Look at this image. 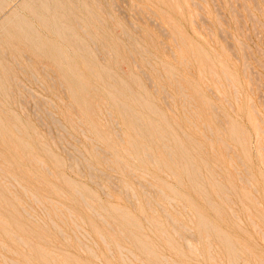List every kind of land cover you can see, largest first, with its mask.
Here are the masks:
<instances>
[{
  "label": "rangeland",
  "instance_id": "obj_1",
  "mask_svg": "<svg viewBox=\"0 0 264 264\" xmlns=\"http://www.w3.org/2000/svg\"><path fill=\"white\" fill-rule=\"evenodd\" d=\"M59 1L67 37L0 0V264H264V0Z\"/></svg>",
  "mask_w": 264,
  "mask_h": 264
},
{
  "label": "bare ground",
  "instance_id": "obj_2",
  "mask_svg": "<svg viewBox=\"0 0 264 264\" xmlns=\"http://www.w3.org/2000/svg\"><path fill=\"white\" fill-rule=\"evenodd\" d=\"M52 1H54V2L56 3V5L59 4V6H57V8L62 9L63 12L61 11V12H59V13H56L54 16L51 15V14H49V8L47 7V5H46L45 3H43V2L41 3L39 0H24L23 5L21 4L24 8H23L22 6H20L21 8H19V9H20V10H21L22 8H23V10L25 9L24 12H25L26 10H29L28 13H29V12L34 13V16H35L37 19H39V20L42 22V24L45 25L47 28H50V29H51V27H53V29H52L53 33L57 34L59 37H61V36H66V37H67V36L70 35V32H69L68 28L65 27V23H61V21L63 20V19H62L63 17L67 16V15H66L67 13L69 14V12H67V13L65 14V11H67L69 8L66 9V8H67V6H66V8H65L66 10H65V9H63V7H61L60 1H59V3H58V0H52ZM77 1H78V0H76L75 3H76V5L78 6V2H77ZM89 1H90V0H89ZM192 1H194V0H192ZM67 2H68V1H67ZM71 2H72V1H71ZM72 3H74V2H72ZM75 3H74V5H75ZM87 3H88V2H87ZM196 3H197V2H196ZM90 4H91V3H90ZM197 4L200 6V9H201V5H200L199 3H197ZM18 5H19V4H18ZM76 5L74 6L75 8L77 7ZM97 5H98V4H97ZM80 6H81V4H80ZM18 7H19V6H18ZM64 7H65V6H64ZM13 8H14V7H13ZM11 9H12V8H11ZM78 9H79V8H78ZM78 9H77V10H78ZM12 10H13V9H12ZM23 10H22V11H23ZM79 10H80V9H79ZM79 10H78V11H79ZM82 10H83V9H82ZM14 11H15V9H14ZM80 11H81V10H80ZM83 11H84V10H83ZM87 11H89V10H87ZM9 12H10V11H9ZM20 12H21V11H20ZM74 12H75V11H74ZM21 13H22V12H21ZM21 13L19 14L18 11H16V13L13 12L11 15L6 16L7 18L5 17V18H6V19H4V20H5V23H4L3 21L1 22V20H0V23H2V24H1L2 27H3V25H4L5 27H6V25H10L11 27H12V26H15V27L17 28V33H18V34H20V35L22 34V35H24L25 37L29 38V37H31V35H34V30H33V28H32L33 25L30 24V23L28 22L27 17H26V16H23ZM28 13H27V14H28ZM70 13H71V12H70ZM76 13H77V11H76ZM80 13H82V12H80ZM89 13H90V12H89ZM89 13H86V14L89 15ZM92 13H94V12H92ZM92 13H91V14H92ZM8 14H9V13H8ZM24 14H25V13H24ZM198 14H199V13H198ZM6 15H7V14H6ZM77 15H79V14H77ZM81 15H82V14H80V17H81ZM28 16H29V14H28ZM69 16H70V15H69ZM82 16H83V15H82ZM3 17H4V16H3ZM29 17H30V16H29ZM31 17L34 18V17L32 16V14H31ZM73 17H74V15H73ZM83 17H84V16H83ZM83 17H82V19H83ZM94 17H95V14H94ZM94 17H93V18H94ZM192 17H193V16H192ZM32 18H30V19H31V20H34V22H35V18H34V19H32ZM68 18H69V17H68ZM77 18H78V16H77ZM84 18H85V17H84ZM90 18H91V17H90ZM96 18H97V15H96ZM66 19H67V17H66ZM39 20H38V21H39ZM78 20H79V19H76V21H78ZM92 20H93V19H92ZM96 20H98V18H97ZM51 21H52V22H51ZM68 21H69V20H68ZM68 21H67V22H68ZM100 21H101V20H100ZM36 22H37V21H36ZM78 22H79V21H78ZM84 22H85V21H84ZM86 22H87V20H86ZM86 22H85V23H86ZM194 22H195V21H194ZM37 23H38V22H37ZM51 23H54V25L51 26ZM81 23H82V22H81ZM81 23H80V25L83 24V23H82V24H81ZM101 23H103V22H101ZM76 24H77V23H76ZM36 25H37V24H36ZM39 26H40V25H39ZM82 26H83V25H82ZM36 27H37V26H36ZM79 27H81V26H79ZM84 27H86V25H84ZM87 27H88V26H87ZM87 27H86V29H87ZM38 28H39V27H38ZM40 29L42 30L41 27H40ZM82 29H83V28H82ZM89 29H90V28H89ZM47 30H48V29H47ZM92 30H94V29H92ZM164 30H165V29H164ZM199 30H200V28H199ZM0 31H1V28H0ZM3 31H4V28H3ZM42 31H43V30H42ZM45 31H46V30H45ZM83 31L85 32V30H83ZM4 32H5V31H4ZM15 32H16V30H15ZM43 32H44V31H43ZM86 32H87V31H86ZM86 32H85V33H86ZM90 33H91V32H89V36H90ZM14 34H15V33H14ZM37 34H38V33H37ZM46 34H47V31H46ZM55 34H54V35H55ZM87 34H88V33H87ZM176 34H177V33H176ZM8 35H10V34H8ZM47 35H48V37H49V32H48ZM51 35H53V34H51ZM43 36H44V35H43ZM55 36H56V35H55ZM55 36H54V37H55ZM11 37H12V36H11ZM36 37H37V36H36ZM40 37H42V36H40ZM45 37H46V36H45ZM45 37H43V39H44ZM52 37H53V36H52ZM52 37H51V38H52ZM175 37H176V36H175ZM181 37H182V36H181ZM16 38H17V37H16ZM32 38H34V36H33ZM46 38H47V37H46ZM46 38H45V39H46ZM68 38H69V37H68ZM178 38H179V37H178ZM178 38H177V39H178ZM49 39H50V38H49ZM177 39L175 38V40H177ZM180 39H181V38H180ZM184 39H185V38H184ZM16 40H18V39H16ZM38 40H40V39H38ZM51 40H52V39H51ZM91 40H92V39H91ZM4 41H5V39H4ZM13 41H15V40H13ZM47 41H48V39H47ZM47 41H46V43H45L46 45H47ZM55 41H57V39H55ZM61 41H63V40H61ZM182 41H183V40H182ZM185 41H186V40H185ZM15 42H16V41H15ZM15 42H13V43H15ZM44 42H45V41H44ZM48 42H49V41H48ZM51 42H52V41H51ZM51 42H50V43H51ZM58 42L60 43V40H59V39H58ZM58 42H57V43H58ZM63 42H64V41H63ZM92 42H93V41H92ZM1 43H2V42H1ZM16 43L18 44V41H17ZM20 43H21V41H20ZM20 43H19V44H20ZM35 43H36V42H35ZM59 43H58V45H60ZM71 43H72V42H71ZM95 43H96V41H95ZM21 44H22V43H21ZM45 44H44V45H45ZM66 44H67V43H66ZM72 44H73V43H72ZM76 44H77V43H76ZM177 44H178V43H177ZM2 45H3V43H2ZM2 45H1V47H2ZM9 45H10V44H9ZM53 45H54V44H53ZM53 45H51V46H52V47H54V46H55V47H59V46H56V45L53 46ZM63 45H64V44H63ZM78 45H79V43H78ZM80 45H81V44H80ZM80 45H79V46H80ZM82 45H83V47H85L84 44H82ZM3 46H4V45H3ZM66 46H67V45H66ZM69 46H70V45H69ZM73 46H74V45H73ZM178 46H179V45H178ZM13 47H17V46L15 45V46H13ZM18 47H19V46H18ZM52 47H50L51 50H52ZM76 47H77V46H76ZM76 47H75V48H76ZM80 47H81V46H80ZM83 47H82V48H83ZM5 48H6V47H5ZM5 48H4V49H5ZM11 48H12V47H11ZM26 48H28V47H26ZM64 48H65V47H64ZM67 48H68V46H67ZM67 48H65V49L61 48V49H62V50H66ZM78 48H79V47H78ZM6 49H8V47H7ZM55 49H56V48H55ZM70 49H71V48H70ZM70 49H69V50H70ZM76 49H77V48H76ZM2 50H3V49H2ZM41 50H42V49H41ZM57 50H58V48L56 49V51H57ZM59 50H60V48H59ZM69 50H67V51H68V54L70 53L69 56H74V54H76V52H79V51H76V52L73 51L74 54L71 55V52H69ZM72 50H73V49H72ZM72 50H71V51H72ZM84 50H85V49H84ZM129 50H130V49H129ZM0 51H1V50H0ZM8 51H9V50H8ZM18 51H19V50H18ZM52 51L55 52L54 49H53ZM80 51H81V49H80ZM9 52H10V51H9ZM11 52H12V51H11ZM59 52H60V51H59ZM59 52H57V53H59ZM65 52H66V51H65ZM0 53H1V52H0ZM6 53H7V52H6ZM60 53H61V52H60ZM60 53H59V54H60ZM63 53H64V51H63ZM63 53H62V54H63ZM80 53H81V52H80ZM130 53H131V52H130ZM7 54H8V53H7ZM203 54H204V53H203ZM63 55H64V54H63ZM66 55H67V54H66ZM77 55H78V57H79L80 54L78 53V54H76L75 56H77ZM82 55H83V56H82ZM82 55H81V56L84 57V54H82ZM85 55H87V54H85ZM109 55H110V53H109ZM201 55H202V54H201ZM205 55H206V54H205ZM0 56H1V55H0ZM4 56H5V55H4ZM7 56H8V55H7ZM12 56H13V55H12ZM67 56H68V55H67ZM75 56H74V57H75ZM132 56H133V55H132ZM173 56H174V54H173ZM1 57H3V56H1ZM13 57H14V56H13ZM27 57H28V56H27ZM61 57H63V56L61 55ZM78 57H76V58H78ZM87 57H89V56H87ZM4 58H5V57H4ZM14 58H15V57H14ZM64 58H65V57H64ZM68 58H69V57H68ZM80 58H81V57H80ZM90 58H91V56L89 57V59H90ZM111 58H112V57H111ZM209 58H210V57H209ZM16 59H17V58H16ZM54 59H56V58H54ZM73 59H74V58H73ZM78 59H79V58H78ZM78 59H77V60H78ZM85 59H86V58H85ZM92 59H93V58H92ZM184 59H185V61H186L187 58H184ZM2 60H3V59H2ZM60 60H61V59H60ZM67 60H68V59H67ZM75 60H76V59H75ZM83 60H84V59H83ZM16 61H17V60H16ZM62 61H63V60H62ZM62 61H61V62H62ZM71 61H72V59H71ZM71 61H70V63H71ZM78 61H79V60H78ZM134 61H135V60H134ZM203 61L206 62V60H203ZM55 62H56V61H55ZM186 62H187V61H186ZM0 63H1V62H0ZM84 63H85V61H84ZM134 63H135V62H134ZM18 64L20 65L19 62H18ZM59 64H60V63H59ZM62 64L64 65L63 62H62ZM65 64H66V63H65ZM78 64H79V63H78ZM80 64H81V66H83V65H82L83 63H80ZM89 64H92V62H91V63L89 62ZM148 64H149V62H148ZM155 64H156V63H155ZM203 64H204V63H203ZM4 65H5V64H4ZM66 66H67V64L65 65V67H66ZM73 66H74V65H73ZM88 66H89V65H88ZM92 66H93V65H92ZM137 66H138V65H137ZM151 66H152V65H151ZM6 68H7V65H6ZM65 69H68V68H65ZM139 69H140V67H139ZM206 69H207V67H206ZM75 70H76V69H75ZM200 70H202V69H200ZM1 71H2V69L0 70V72H1ZM67 71H69V70H67ZM91 71L93 72V69H92ZM143 71H144V70H143ZM158 71H159V70H158ZM205 71H206V70H205ZM213 71H215V70H213ZM5 72L7 73V71H5ZM69 72H71V71H69ZM87 72L89 73V71H87ZM95 72H98V71H95ZM144 72H145V71H144ZM215 72H216V71H215ZM1 73H2V72H1ZM3 73H4V71H3ZM3 73H2V75H3ZM80 73H81V72H80ZM8 74H9V73H8ZM69 74H70V73H69ZM77 74H78V72H76V75H77ZM82 74H83V73H82ZM99 74L102 75V73H100V71H99ZM63 75H64V74H63ZM71 75H72V73H71ZM88 75H89V77H90L91 74L89 73V74H87V76H88ZM93 75L96 76L95 74H93ZM106 75H107V73H106ZM106 75H103V76H106ZM161 75H162V74H161ZM206 75H207V74H206ZM5 76H6V75H5ZM5 76H4V78H7L8 75H7L6 77H5ZM77 76H78V75H77ZM91 76H92V75H91ZM94 76H93V77H94ZM109 76L111 77V75H109ZM109 76H108L107 78H109ZM2 77H3V76H2ZM9 77H10V76H9ZM98 77H99V76H98ZM98 77H97V78L94 77V78H92V79L95 80V78H96L97 81L101 82L100 80H98ZM148 77H149V76H148ZM201 77H202V76H201ZM215 77H216V76H215ZM72 78H73V76H72ZM79 78H80V77H79ZM100 78H101V77H100ZM105 78H106V77H105ZM111 78H112V77H111ZM11 79H12V78H11ZM74 79H75V78H74ZM89 79H90V78H89ZM113 79H114V78H113ZM146 79H147V78H146ZM149 79H150V78H149ZM202 79H203V78H202ZM1 80H3V79H1ZM6 80H8V78H7ZM82 80H83V78H82ZM109 80H110V79H109ZM114 80H115V79H114ZM227 80H228V79H227ZM3 81H4V80H3ZM70 81H71V80H70ZM80 81H81V80H80ZM86 81H87V80H86ZM97 81H96V82H97ZM217 81L219 82V80H217ZM228 81H229V80H228ZM0 82H1V81H0ZM78 82H79V80H78ZM87 82H88V81H87ZM92 82H93V80H92ZM5 83H6V82H5ZM73 83L76 84L75 80L73 81ZM93 83H95V82H93ZM219 83H220V82H219ZM2 84H3V83H1L0 85H2ZM6 84H7V83H6ZM6 84H5V85H6ZM82 84H83V82H82ZM90 84H91V83H90ZM99 84H101V83H99ZM5 85H3V86H5ZM78 85H79V84H78ZM84 85H85V84H84ZM86 85H87V84H86ZM92 85H93V84H92ZM94 85H96V84H94ZM97 85H98V84H97ZM102 85H103V83H102ZM233 85H234V84H233ZM3 86H2V87H3ZM79 86H80V85H79ZM76 87H77V89H79L77 85H76ZM85 87H88V85H87V86H83V88H85ZM90 87H92V86H90ZM99 87H100V85H99ZM233 87H234V89H236V88H235L236 86H233ZM0 88H1V86H0ZM4 88H5V87H4ZM6 88H7V87H6ZM6 88H5V92H6L7 89H8V88H7V89H6ZM100 88H102V87H100ZM105 88H107V87H105ZM156 88H157V87H156ZM80 89H81V88H80ZM80 89H79V92L81 91ZM89 89H90V88H89ZM102 89H104V88H102ZM157 89H158V88H157ZM85 90H86V89H84V92H85ZM104 90H105V89H104ZM112 90H113V89H112ZM236 90H237V89H236ZM88 91H90V90H88ZM113 91H114V90H113ZM156 91H157V90H156ZM156 91H155V92H156ZM86 92H87V91H86ZM0 93H2V92L0 91ZM7 93H8V92H7ZM80 93H81V92H80ZM116 93H117V92H116ZM119 93H120V92H119ZM3 94H4V93H3ZM107 94H108V93H107ZM122 94H123V93H122ZM79 95H80V94H79ZM82 95H83V93H82ZM183 95H184V94H183ZM107 96H108V95H107ZM123 96H125V95L123 94ZM184 96H185V95H184ZM185 97H186V96H185ZM108 98H109V97H108ZM119 98H120V97H119ZM127 98H128V97H127ZM186 98H187V97H186ZM130 99H131V98H130ZM135 99H136V98H135ZM108 100H109V99H108ZM122 100H123V99H122ZM110 101H111V100H110ZM118 102H119V101H118ZM127 102H128V101H127ZM189 102H190V101H189ZM134 103H135V102H133L132 105H134ZM107 104H108V103H106V105H107ZM109 104H110V103H109ZM113 104H114V103H113ZM129 104L131 105V102H130ZM137 104H138V103H137ZM139 105H140V104H139ZM132 107H133V106H132ZM140 107H141V106H140ZM113 108H114V107H113ZM169 108H170V107H169ZM215 109H216V108H215ZM109 110H114V109H109ZM115 110H118V108L115 109ZM118 111H119V110H118ZM110 113H111V112H110ZM110 113H109V114H110ZM114 113H115V112H114ZM114 113H113V114H114ZM149 113H150V112H149ZM117 114H118V113H117ZM111 115H112V113H111ZM119 115H120V114H119ZM124 115H125V113H124ZM149 115H150V114H149ZM114 116H115V115H114ZM121 116H122V113H121ZM145 116H146V115H145ZM184 116H185V115H184ZM105 117H106V116H105ZM147 117H148V116H147ZM113 118H114V117H113ZM124 118H125V117H124ZM137 118H138V117H137ZM160 118H161V117H160ZM160 118H159V119H160ZM114 119H115V118H114ZM138 119H139V118H138ZM153 119H155V118H153ZM157 120H158V119H157ZM57 121H58V120H57ZM57 121L55 120V122H57ZM80 121H81V120H80ZM84 121H85V120H84ZM115 121H116V120H115ZM138 121H139V120H138ZM146 121H148V119H147ZM158 121H159V120H158ZM161 121H162V120H161ZM85 122H86V121H85ZM107 122H108V121H107ZM83 123H84V122H83ZM116 123H117V122H116ZM129 123H130V122H129ZM140 123H141V122H140ZM140 123H139V124H140ZM163 123H164V122H163ZM60 124H61V123H60ZM160 124H161V123H160ZM86 125H87V124H86ZM126 125H127V124H126ZM149 125H150V124H149ZM0 126H1V125H0ZM59 126H60V125H59ZM117 126H118V125H117ZM144 126H145V125H144ZM155 126H156V125H155ZM195 126H196V125H195ZM3 127H5L4 124H3ZM60 127L62 128V126H60ZM145 127H146V126H145ZM164 127H165V126H164ZM166 127H168V126H166ZM166 127H165V128H166ZM17 128H18V127H16V129H17ZM165 128H164V129H165ZM210 128H211V127L209 126V129H210ZM258 128H259V126H258ZM120 129H121V128H120ZM129 129H130V128H129ZM139 129H140V128H139ZM151 129H152V127H151ZM166 129H167V128H166ZM17 130H20V129L18 128ZM127 130H128V129H127ZM140 130H141V129H140ZM144 130H146V129H144ZM153 130H154V129H153ZM259 130H260V128H259ZM259 130H258V131H259ZM1 131H2V130H1ZM3 131H4V130H3ZM36 131H37V130H36ZM66 131H67V130H66ZM93 131H94V130H93ZM128 131H129V130H128ZM147 131L150 132V130H147ZM155 131H157V129H155ZM161 131H162V129H161L159 132L161 133ZM261 131H262V130H261ZM82 132H83V131H82ZM126 132H127V131H126ZM131 132H132V130H131ZM131 132H129V133H131ZM263 132H264V131H263ZM127 133H128V132H127ZM137 133H138V132H137ZM152 133H153V132H152ZM154 133H155V132H154ZM157 133H158V131H157ZM243 133H244V132H243ZM20 134H21V133H20ZM69 134H70V133H69ZM93 134H94V133H93ZM133 134H134V133H133ZM139 134H140V133H139ZM139 134H138V135H139ZM149 134H150V133H149ZM163 134H165V132H164ZM166 134H167V133H166ZM170 134H172V133H170ZM71 135H72V134H71ZM94 135H95V134H94ZM125 135H126V134H125ZM130 135H131V134H130ZM158 135L160 136L159 133H158ZM158 135H157V136H158ZM211 135H213V133H212ZM83 136H84V134H83ZM119 136H120V135H119ZM126 136H127V135H126ZM128 136H129V135H128ZM134 136H136V135H134ZM153 136H156V135L154 134ZM165 136H166V135H165ZM8 137H9V136H8ZM10 137H12V135H11ZM10 137H9V138H10ZM74 137H75V136H74ZM120 137H121V136H120ZM17 138H18V137H17ZM43 138H44V137H43ZM65 138H66V137H65ZM126 138H127V137H126ZM135 138H136V137H135ZM135 138H134V139H135ZM156 138H157V137H156ZM160 138L162 139V137H160ZM164 138H165V137H164ZM169 138H170V135H169ZM165 139H166V138H165ZM167 139H168V138H167ZM167 139H166V141H167ZM171 139H172V137H171ZM12 140H14V138H12ZM65 140H66V139H65ZM77 140H78V139H77ZM127 140H129V139H127ZM9 141H10V140H9ZM79 141H80V140H78V142H79ZM131 141H132V140H131ZM133 141H134V140H133ZM154 141H155V140H154ZM168 141H169V143H170V140H168ZM174 141H176V140H174ZM259 141H260V140H259ZM15 142H16V141H15ZM62 142H63V141H62ZM62 142H61V143H62ZM98 142L100 143V141H97V143H98ZM138 142H139V141H138ZM142 142L145 143V141H142ZM142 142H141V143H142ZM162 142H163V139L161 140V145H160L161 147H162ZM68 143H69V142H68ZM68 143H67V144H68ZM139 143H140V142H139ZM163 143H164V142H163ZM169 143H168V144H169ZM178 143H179V141H178ZM178 143H177V144H178ZM18 144H19V143H18ZM136 144H137V143H136ZM136 144L134 143V146H135ZM157 144H158V143H157ZM159 144H160V143H159ZM159 144H158V145H159ZM164 144H165V143H164ZM224 144H227V143L224 142ZM96 145H98V144H96ZM143 145H145V144L142 143V146H143ZM165 145H166V144H165ZM180 145H181V144H180ZM10 146L13 147V145H10ZM18 146L20 147V145H18ZM128 146H129V145H128ZM156 146H157V145H156ZM163 146H164V145H163ZM228 146H229V145H228ZM74 147H75V146H74ZM74 147H73V148H74ZM98 147H99V146H98ZM136 147H139V146H136ZM136 147H135V148H136ZM165 147H166V146H164V148H165ZM229 147H230V146H229ZM124 148H127V147H124ZM166 148H167V147H166ZM178 148H179V147H178ZM65 149H66V148H65ZM75 149H76V148H75ZM138 149H140V151L143 150L141 147H140V148H137V150H138ZM146 149H147V148H146ZM168 149H174V148H170V146L168 145L167 150H168ZM230 149H231V147H230ZM125 150L128 151L129 149H128V150L125 149ZM164 150H165V149H164ZM143 151H145V150H143ZM31 152H33V151H31ZM136 152H139V151H136ZM145 152H146V151H145ZM165 152H166V150H165ZM172 152H173V151H172ZM183 152H185V148H184V151H183ZM228 152H229V151H228ZM33 153H34V152H33ZM33 153H32V154H33ZM67 153H68V152H67ZM69 153H70V151H69ZM158 153H159V152H158ZM158 153H157V156H158ZM217 153H218V152H217ZM27 154H28V153H26L25 155H27ZM128 154H129V153H128ZM147 154H148V153H147ZM169 154L171 155V153H169ZM169 154H168V155H169ZM182 154H185V153H182ZM151 155H152V154H151ZM151 155H150V153H149V156H150V157H152ZM162 155H163V154H162ZM170 155H169V156H170ZM186 155H187V153H186ZM33 156H35V154H34ZM72 156H73V155H72ZM127 156H128V155H127ZM130 156H132V155L130 154ZM145 156H146V155H145ZM145 156H143V157H145ZM147 156H148V155H147ZM166 156H167V155H166ZM25 157H26V156H25ZM25 157H24V158H25ZM150 157H149V158H150ZM154 158H155V157H154ZM167 158H168V157H167ZM171 158H172V157H170L169 159H171ZM185 158H187V157H185ZM77 159H78V158H77ZM84 159H85V157H84ZM133 159H134V157H133ZM172 159H173V158H172ZM29 160H30V159H29ZM37 160H38V159H37ZM40 160H41V159H40ZM85 160H86V159H85ZM142 160H143V159H142ZM153 160H155V159H153ZM186 160H188V159H186ZM32 161H33V160H32ZM80 161H81V160H80ZM83 161H84V160H83ZM87 161H88V160H87ZM134 161H136V160H134ZM149 161H150V160H149ZM158 161H159V160H158ZM36 162H37V161H36ZM38 162H40V161H38ZM42 162H43V161L41 160V163H42ZM76 162H77V165H78V161H76ZM154 162H155V161H154ZM10 163H11V162H10ZM33 163H35V162H33ZM41 163H40V164L38 163V164L41 165ZM43 163H44V162H43ZM68 163H69V161H68ZM147 163H148V162H147ZM150 163H151V162H150ZM155 163H156V162H155ZM22 164H23V163H22ZM82 164H83V163H82ZM36 165H37V164H36ZM43 165H44V164H43ZM43 165H42V166H43ZM71 165H72V163H71ZM126 165H127V164H126ZM143 165H144V164H143ZM152 165H153V163H152ZM159 165H160V164H159ZM68 166H69V165H68ZM89 166H90V164H89ZM127 166H128V165H127ZM127 166H126V167H127ZM161 166H162V165H161ZM8 167H9V166H8ZM78 167H79V166H78ZM78 167H77V168H78ZM129 167H130V166H129ZM70 168H72V167H70ZM90 168H91V167H90ZM90 168H89V170H90ZM127 168H128V167H127ZM131 168H132V167H130V169H131ZM47 169H48V168H47ZM78 169H79V168H78ZM92 169H93V168H92ZM131 170H132V172H133V168H132ZM134 170H135V168H134ZM136 170H137V169H136ZM136 170H135V171H136ZM12 171H13V170H12ZM48 171H49V169H48ZM135 171H134V172H135ZM168 171H169V170H168ZM169 172H170V171H169ZM143 173H144V172L141 171V174H143ZM195 173H196V171H195ZM51 174H52V172H51ZM90 174H92V173H90ZM93 174H94V173H93ZM94 175H95V174H94ZM94 175H93V177H94ZM143 175H144V174H143ZM173 175H174V174H173ZM144 176H146V175H144ZM13 177H14V176H13ZM14 178H15V177H14ZM58 180H59V179H58ZM15 181H16V180H15ZM17 182H18V181H17ZM66 182H67V181H66ZM18 183H19V182H18ZM39 183H40V182H39ZM66 184L68 185V183H66ZM219 184H220V183H219ZM11 185H12V184H11ZM18 185H19V184H18ZM149 185H150V184H149ZM73 186H74V185H73ZM73 186H72V188L74 189ZM114 186H115V185H114ZM142 186H143V185H142ZM20 187H21V185H20ZM70 187H71V186H70ZM224 188H225V187H224ZM23 189H24V188H23ZM118 189H119V188H118ZM25 190H26V189H25ZM125 190H126V188H125ZM159 190H160V189H159ZM74 191H75V190H74ZM76 191H77V189H76ZM154 191H155V190H154ZM160 191H161V190H160ZM162 191H163V190H162ZM26 192H27V191H26ZM121 192H122V191H121ZM126 192H127V191H126ZM77 193H78V192H77ZM146 193H147V192H146ZM162 193H164V191H163ZM26 194H27V193H26ZM63 194H64V193H63ZM78 194H80V195H82V196L84 195V194H81L80 191H79ZM88 194H89V193H88ZM107 194H108V193H107ZM128 195H129V194H128ZM133 195H135V193H134ZM163 195H166V194H163ZM82 196H81V198L83 199L84 196H83V197H82ZM108 196H109V195H108ZM129 196H130V195H129ZM166 196H167V195H166ZM218 196H219V195H218ZM134 197H136V195H135ZM168 197H169V196H168ZM219 197H220V196H219ZM35 198H37V197H35ZM86 198H87V196H86ZM89 198H90V197H89ZM89 198H87V199H89ZM128 198H129V197H128ZM11 199H12V198H11ZM33 199H34V198H33ZM84 199H85V198H84ZM84 199H83V201H84ZM91 199H92V198H91ZM152 199H153V198H152ZM171 199H172V198H171ZM224 199H225V198H224ZM226 199L228 200V197H227ZM14 200H15V199H14ZM29 200H30V199H29ZM35 200H37V199H35ZM39 200H40V199H39ZM39 200H38V202H39ZM168 200H170V197L168 198ZM173 200L175 201V199H172V201H173ZM221 200H222V199H221ZM19 201H20V200H19ZM19 201H18V202H19ZM52 201H53V200H52ZM85 201H86V200H85ZM85 201H84V202H85ZM88 201L90 202L91 200H88ZM137 201H138V200H137ZM36 202H37V201H36ZM155 202H156V201H155ZM170 202H171V201H170ZM91 203H93V202H91ZM156 203H157V202H156ZM209 203H210V202H209ZM40 204H41V203H40ZM170 204H171V203H170ZM210 204H211V203H210ZM1 205H2V204H1ZM41 205H42V204H41ZM61 205H62V204H61ZM85 205H87V203H85ZM88 205H90V204H88ZM88 205H87V207H88ZM153 205H154V204H153ZM43 206H44V205H43ZM95 206H96V205H95ZM159 206H160V205H159ZM44 207H45V206H44ZM57 207H58V206H57ZM30 208H31V207H30ZM64 208H65V207H64ZM153 208H154V207H153ZM19 209H20V208H19ZM66 209H67V208H66ZM90 209H92V208L90 207ZM97 209H98V208H97ZM25 210H26V209H25ZM25 210H24V211H25ZM33 210H34V209H33ZM57 210H58V209H57ZM60 210H63V208L60 209ZM68 211H69V210H68ZM92 211H94V209H93ZM26 212H27V211H26ZM43 212H44V211H43ZM46 212H47V211H46ZM58 212H60V211H58ZM58 212H57V213H58ZM61 212H62V211H61ZM95 212H99V211H94V213H95ZM190 212H191V211H190ZM27 213H28V212H27ZM62 213H63V212H62ZM119 213H120V212H119ZM178 213H179V212H178ZM28 214H30V213H28ZM47 214H48V213H47ZM72 214H73V213H72ZM95 214H96V213H95ZM95 214H94V215H95ZM98 214H99L98 218H101V217H100V215H101L102 218H103V220L105 219V218L103 217L102 213H101V214L98 213ZM98 214H97V215H98ZM36 215H37V214H36ZM57 215H58V214H57ZM28 216L31 217V215H28ZM32 217H33V215H32ZM49 217H50V215H49ZM128 217H129V216H128ZM169 217H170V216H169ZM1 218H2V217H1ZM33 218H34V217H33ZM76 218H77V217H76ZM102 218H101V219H102ZM49 219H50V218H49ZM171 219H172V218H171ZM32 220H33V219H32ZM105 220H106V222H108L107 219H105ZM105 220H104V222H105ZM109 220H110V219H109ZM0 221H1V220H0ZM41 221H42V220H41ZM51 221H52V220H51ZM60 221H61V220H60ZM76 221H77V219L75 220V222H76ZM111 221H112V220H111ZM126 221H127V220H126ZM176 221H177V219H176ZM53 222H54V221H52V223H53ZM112 222H114V221H112ZM124 222H125V221H124ZM147 222H148V221H147ZM202 222H203V221H202ZM78 223H79V222H78ZM117 223H118V222H117ZM176 223H177V222H176ZM178 223H179V222H178ZM192 223H193V222H192ZM19 224H20V223H19ZM53 224H54V223H53ZM63 224H65V223H63ZM75 224H77V222H76ZM83 224H84V223H83ZM85 224H86V223H85ZM109 224H110V223H109ZM114 224H115V222H114ZM114 224H113V225H114ZM47 225H48V224H47ZM56 225H57V224H56ZM78 225H79V224H78ZM118 225H119V224H118ZM193 225H194V224H193ZM202 225H203V224H202ZM204 225H206V224H204ZM204 225H203V226H204ZM79 226H80V225H79ZM133 226H134V225H133ZM207 226H208V225H206L205 227H207ZM4 227H5V226H4ZM57 227H58V225H57ZM110 227H111V226H110ZM8 228H9V227H8ZM54 228H55V227H54ZM137 228H138V227H137ZM184 228L186 229V227H184ZM207 228H208V230H210V229H209V228H210L209 226H208ZM24 229H25V228H24ZM51 229H52V228H51ZM79 229H80V228H79ZM173 229H175V228H173ZM202 229H203V227H202ZM60 230H61V229H60ZM60 230H59V232H60ZM83 230H84V229H83ZM119 230H120V229H119ZM122 230H123V229H122ZM160 230H161V229H160ZM204 230H206V228H205ZM61 231H63V230H61ZM100 231H101V230H100ZM114 231H115V230H114ZM123 231H124V230H123ZM156 231H157V230H156ZM173 231H175V230H173ZM186 231H188V230H186ZM189 231H190V230H189ZM6 232H8V231H6ZM35 232H36V231H35ZM35 232H34V233H35ZM63 232H64V231H63ZM63 232H61V234H64V233H65V232H64V233H63ZM74 232H75V231H74ZM115 232H116V231H115ZM184 232H185V231H184ZM207 232H208V231H207ZM10 233L12 234V232H10ZM19 233H20V232H19ZM99 233H100V232H99ZM124 233H125V232H124ZM161 233H162V232H161ZM175 233L179 234V233L177 232V230H176ZM32 234H33V231H32ZM36 234H37V232H36ZM65 234H66V233H65ZM86 234H87V233H86ZM12 235H13V234H12ZM66 235H67V234H66ZM68 235H69V234H68ZM82 235H83V234H82ZM87 235H88V234H87ZM101 235H102V234H101ZM162 235H165V233L162 234ZM192 235H193V234H191V236H192ZM208 235H209V234H208ZM63 236H64V235H63ZM88 236H89V235H88ZM123 236H125V234H124ZM223 236H224V235H223ZM16 237H17V236H15V237H13V238H16ZM34 237L37 238V235H35ZM64 237H66V236H64ZM83 237L86 238L85 236H83ZM89 237H90V236H89ZM125 237H126V236H125ZM141 237H142V236H141ZM9 238H10V236H9ZM17 238H19L20 241H21L22 243L25 242V241L23 242V240H22L21 237H17ZM17 238H16V241L19 240V239H17ZM39 238H40V237H39ZM76 238H77V237H76ZM90 238H91V237H90ZM103 238H104V237H101V239H103ZM145 238H146V237H145ZM165 238H166V237H165ZM24 239H26V238H24ZM33 239H34V238H33ZM37 239H38V238H37ZM40 239H41V238H40ZM70 239H71V238H70ZM77 239H79V238H77ZM104 239H105V238H104ZM104 239H103V240H104ZM113 239H114V238H113ZM127 239H128V238H127ZM127 239H126V240H127ZM196 239H197V238H196ZM209 239H210V237H209ZM26 240H27V239H26ZM38 240H39V239H38ZM41 240H42V239H41ZM65 240H66V239H65ZM85 240H86V239H85ZM105 240H106V239H105ZM105 240H104V241H105ZM117 240H119V239H116V243H117ZM129 240H130V239H129ZM169 240H170V239H169ZM187 240H189V239H186V241H187ZM0 241H1V237H0ZM14 241H15V240H14ZM27 241H30V240H27ZM35 241H36V239H35ZM78 241H79V240H78ZM130 241H131V240H130ZM130 241H128V242H130ZM133 241H134V240H133ZM186 241H185V243L189 242L190 240L187 241V242H186ZM226 241H227V240H226ZM2 242H3V241H2ZM17 242H18V241H17ZM62 242H63V241H62ZM106 242H107V241H106ZM119 242H120V241H119ZM141 242H142V241H141ZM208 242H209V244H211L210 241H208ZM189 243H191V242H189ZM198 243H199V242H198ZM3 244H4V242H3ZM5 244H6V243H5ZM18 244L20 245L21 243H18ZM25 244H26V243H25ZM25 244H24V245H25ZM48 244H49V243H48ZM82 244H83V243H82ZM104 244H105V243H104ZM117 244H118V243H117ZM169 244L171 245V243H169ZM169 244H168V245H169ZM187 244H188V243H187ZM230 244H231V243H230ZM233 244H234V243H233ZM239 244H240V243H239ZM0 245H1V244H0ZM6 245H7V244H6ZM27 245H28V243L26 244V246H27ZM115 245H116V244H115ZM118 245H120V244H118ZM7 246H8V245H7ZM22 246H23V245H22ZM28 246L31 247V245H28ZM36 246H37V245H36ZM84 246H85V245H84ZM186 246H187L189 249L192 248V245H190V244H189V246H191V247H189L188 245H186ZM194 246H195V245H194ZM227 246H228V245H227ZM232 246H233V245H232ZM0 247H1V246H0ZM2 247H3V246H2ZM4 247H5V245H4ZM23 247H25V246H23ZM39 247H40V246H39ZM116 247H117V246H116ZM126 247H127V246H126ZM138 247H139V245H138ZM140 247H141V246H140ZM149 247H150V245H149ZM209 247H210V246H209ZM211 247H212V246H211ZM217 247H218V246H217ZM233 247H234V246H233ZM8 248H9V246H8ZM40 248H41V247H40ZM119 248H121V246H119ZM234 248H235V247H234ZM244 248H245V247H244ZM2 249H4V248H2ZM6 249H7V248H5L4 250H6ZM31 249H32V247H31ZM37 249H38V248H37ZM42 249H43V248H42ZM141 249H142V247H141ZM211 249H212V248H211ZM246 249H247V248H246ZM12 250H13V249H12ZM119 250H120V249H119ZM124 250H125V249H124ZM124 250H123V251H124ZM209 250H210V249H209ZM235 250H236V248H235ZM31 251H32V250H31ZM38 251H40V250L38 249ZM49 251H50V250H49ZM49 251H48V252H49ZM91 251H92V250H91ZM143 251H144V249H143ZM4 252H5V251H4ZM13 252L16 253V255H17V252H15V250H14ZM32 252H33V251H32ZM44 252H46V251L43 250V253H44ZM51 252H52V251H51ZM51 252H50V253H51ZM128 252H130L131 254L133 253V252H131V251H128ZM210 252H211V251H209V253H210ZM53 253H54V252H53ZM53 253H52V254H53ZM112 253H113V252H112ZM120 253H121V251H120ZM29 254H30V253H29ZM110 254H111V253H110ZM128 254H129V253H128ZM210 254H211V253H210ZM31 255H32V254H31ZM47 255L49 256L48 253H47ZM50 255H51V254H50ZM55 255L57 256V254H55ZM55 255H54V256H55ZM29 256H30V255H29ZM122 256H123V254L121 255V257H122ZM126 256H127V255H126ZM134 256H136V255L133 254V257H134ZM148 256H149V255H148ZM210 256H211V255H210ZM210 256H209V257H210ZM239 256H240V255H239ZM24 257H26V256H24ZM59 257H60V256H59ZM123 257H124V256H123ZM151 257H152V256H151ZM237 257H238V256H237ZM27 258H28V256H27ZM31 258H32V257H31ZM49 258H51V257L49 256ZM52 258H53V257H52ZM56 258H57V257H55V259H56ZM161 258H162V256H161ZM165 258H166V257H165ZM168 258H169V257H168ZM239 258H240V257H239ZM123 259H124V258H123ZM126 259H129V256H128V258L126 257ZM134 259H135V257H134ZM136 259H137V257H136ZM139 259H140V258H139ZM163 259H164V257H163ZM241 259H242V257H241ZM243 259H244V258H243ZM8 260H9V259H8ZM18 260H19V259H18ZM171 260H172V258H171ZM6 261H7V260H6ZM6 261H5V262H6ZM10 261H11V260H10ZM12 261H13V260H12ZM47 261H48V260H47ZM53 261H54V259L52 260V262H53ZM123 261H125V260H123ZM130 261H131V260H129V262H130ZM140 261H141V259H140L138 262H140ZM164 261H165V259H164ZM167 261H168V260H167ZM167 261H166V263H167ZM240 261H241V260H240ZM245 261H246V260H245ZM261 262H262V261H261ZM11 263H12V262H11ZM16 263H18V262L16 261V262L13 263V264H16ZM126 263H127V262H126ZM143 263H144V262H143ZM143 263H142V264H143ZM146 263H147V262H146ZM174 263H176V262H174ZM263 263H264V261H263ZM18 264H19V263H18ZM50 264H52V263L50 262ZM56 264H57V263H56ZM132 264H133V262H132ZM144 264H145V263H144ZM216 264H218V263L216 262ZM245 264H249V263L246 262Z\"/></svg>",
  "mask_w": 264,
  "mask_h": 264
}]
</instances>
